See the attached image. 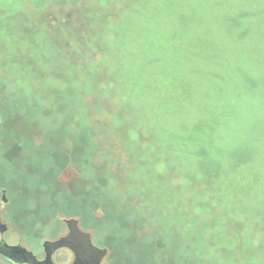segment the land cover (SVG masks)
Masks as SVG:
<instances>
[{
    "label": "rangeland",
    "instance_id": "1",
    "mask_svg": "<svg viewBox=\"0 0 264 264\" xmlns=\"http://www.w3.org/2000/svg\"><path fill=\"white\" fill-rule=\"evenodd\" d=\"M0 189L11 242L264 264V0H0Z\"/></svg>",
    "mask_w": 264,
    "mask_h": 264
},
{
    "label": "flooded vegetation",
    "instance_id": "2",
    "mask_svg": "<svg viewBox=\"0 0 264 264\" xmlns=\"http://www.w3.org/2000/svg\"><path fill=\"white\" fill-rule=\"evenodd\" d=\"M0 194H1L0 195V204H1L0 205V252H4L8 258L13 259L20 264H24L25 261L27 260L22 254L24 252L31 254V256L34 258L37 264H60L59 262H61L62 264H73L74 256L70 250L66 248L56 249L52 247L53 243L57 242L61 238L66 237L69 234L67 225L64 223V220H62V224L64 226L65 231L61 235L59 234L56 237L50 238L48 240H43L41 243H38L35 246H31L29 243L27 245L26 243L22 242L23 241L22 239L16 242H11L8 239V235L10 232V228H9L10 209L6 207L7 203L5 198V190L0 189ZM77 227L81 232L87 233L79 227L78 221H77ZM94 246L99 248L96 245ZM8 248H13L15 251L14 250L10 251ZM20 251H24V252L20 253ZM65 253L68 254V259L67 257H65ZM62 255H64V258L62 257Z\"/></svg>",
    "mask_w": 264,
    "mask_h": 264
},
{
    "label": "water",
    "instance_id": "3",
    "mask_svg": "<svg viewBox=\"0 0 264 264\" xmlns=\"http://www.w3.org/2000/svg\"><path fill=\"white\" fill-rule=\"evenodd\" d=\"M67 225L69 234L52 244L53 248H66L74 256L73 264H101L102 259L106 256V249L95 247L88 233L81 232L77 227V221L64 220ZM10 251L13 248H8ZM7 249V250H8ZM15 251V250H14ZM24 251H20L22 253ZM27 259L24 264H37L29 253H22ZM0 264H20L15 260L8 258L4 252H0Z\"/></svg>",
    "mask_w": 264,
    "mask_h": 264
}]
</instances>
